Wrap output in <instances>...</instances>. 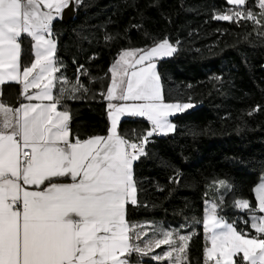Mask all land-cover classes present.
Masks as SVG:
<instances>
[{
    "label": "snow or ice",
    "instance_id": "6c2138e0",
    "mask_svg": "<svg viewBox=\"0 0 264 264\" xmlns=\"http://www.w3.org/2000/svg\"><path fill=\"white\" fill-rule=\"evenodd\" d=\"M226 2L233 7L215 14V20L260 24L264 19V0L258 2L259 14L247 9V0ZM67 7L69 0H0V85L20 84L28 101L12 107L0 100V264H130L122 257L147 255L161 245L175 247L152 259H172L175 253L173 264H185L191 235L154 229L162 238L154 236L141 246L133 241L147 233L126 219L127 206L140 203L134 162L146 154L150 137L174 130L169 117L193 107L191 102L166 103L161 89L155 59L171 56L176 48L165 39L150 49L122 50L109 69L112 83L101 93L108 101V135L72 142L71 115L58 106L66 93L77 99L73 93L84 86L77 78L66 88L67 78L55 76L60 68L51 39L55 14ZM24 34L34 41L30 66L21 63ZM82 68L78 72L84 75ZM57 82L61 87L54 91ZM125 116L150 123L139 143L118 133ZM219 183L225 189L220 204L205 208L204 227L211 232L205 264H239L233 260L239 253L248 264H264V216L255 214L264 213V182L255 189L257 208L248 200L235 202L248 210L251 227L260 234L251 238L217 215L231 191L226 182Z\"/></svg>",
    "mask_w": 264,
    "mask_h": 264
},
{
    "label": "trees",
    "instance_id": "16d2710c",
    "mask_svg": "<svg viewBox=\"0 0 264 264\" xmlns=\"http://www.w3.org/2000/svg\"><path fill=\"white\" fill-rule=\"evenodd\" d=\"M230 7L226 0H79L69 23H52L56 76L68 77L64 87L70 89L76 84L71 75L80 66L85 73L79 72L84 87L73 93L78 98L66 93L58 107L71 115L72 141L107 134V101L101 93L122 50L148 49L165 39L176 48L157 61L165 102L197 106L173 115V132L150 139L146 154L134 162L140 203L127 206L126 219L184 225L190 219L184 228L191 235L185 264H205L202 216L208 204H220L219 181L231 191L217 215L247 238L260 235L251 228L248 210L235 202L248 200L255 209L253 189L264 181V19L260 24L214 19ZM246 7L261 11L257 0H247ZM21 41V63L29 66L32 41L26 35ZM60 87L57 82L55 91ZM1 91L5 104L18 105L17 84H4ZM148 129L138 117L118 125V133L130 141ZM234 261L244 264L239 254Z\"/></svg>",
    "mask_w": 264,
    "mask_h": 264
},
{
    "label": "crops",
    "instance_id": "0c3cea01",
    "mask_svg": "<svg viewBox=\"0 0 264 264\" xmlns=\"http://www.w3.org/2000/svg\"><path fill=\"white\" fill-rule=\"evenodd\" d=\"M72 1L74 2V5L77 3V0H72ZM257 2H259V0H257ZM44 11H48V9H44ZM60 14H61V12L58 13V14H55V19L54 20L59 19L60 18ZM24 35H26V34H24ZM51 39H52V37H51ZM31 41H32V45H33L34 44V41L32 39H31ZM152 47H150V48H152ZM150 48H148V49H150ZM127 50H139V49H127ZM118 57H119V55H118ZM118 57L116 58V60L118 59ZM166 57H169V56H163V57L156 58L155 59L156 65H157V61L158 60H161V59L166 58ZM34 59H35V55H34V49L32 47V62L34 61ZM114 62L112 63V65L114 64ZM111 66L109 67V69L111 68ZM137 67H139V66H137ZM109 74H110V81H109L108 87L112 83V74H111L110 71H109ZM55 76H56V73H55ZM4 84H16V83H14V82H5ZM3 85H0V91L2 90V86ZM17 85L19 87V97H18V105L16 107H18L20 103H27L28 102L26 100H23V98L21 96V85L20 84H17ZM108 87H107V89H108ZM107 89H106L105 94L107 93ZM36 91H38V90L37 89H30L29 90L30 93H35ZM54 91H55V89H54ZM0 100H2L1 99V96H0ZM33 103H37V101H33ZM45 103H47V101H45ZM113 103H125V102H123V101H113ZM107 105H108V101H107ZM58 110H59V108H58ZM179 113H183V112H178L176 114H179ZM171 117H169V120H170ZM124 118H130V117L125 116V117H122L121 120L124 119ZM138 118H141V117H138ZM141 119H143V118H141ZM108 120H109V118H108ZM143 120L147 122L148 127L150 129L151 128L150 123L147 120H145V119H143ZM109 127H110V120H109ZM108 130H109V128H108ZM172 132L173 131H170L167 134H170ZM107 135H108V132H107L106 135H94V136H90V137H87V138L82 139V140H86V139H89V138H92V137H95V136H107ZM160 135L163 136L164 134H160ZM69 139H70V136H69ZM72 142H75V140L72 141ZM131 142H133V141H131ZM62 179L65 180L66 182H70V180H68L67 178H62ZM262 182H264V181H262ZM262 182L258 183L254 187V189H253V197H254V200H255V208H257V206H258L257 194L255 192V189ZM255 214L258 215V216H264V213L256 212ZM204 218H205V211H204V214L202 216V234H203V244H204V254H205V248L206 247L207 248H210L211 247V241L206 238V237H208V236L211 235V232L209 231V232L206 233L205 227H204ZM251 223H252V221H251V218H250V225H251ZM133 224L143 226L142 228H138L137 231H141L143 233H147V235L142 236L141 240H134L133 241V243L141 244V246H143V242L144 241H147L149 239H152L154 236H158L159 237V234L156 233V232H154V229H163V230H167V231H175V230H178L181 234H185L184 233V228L181 227L182 225H184V223L183 222H179V221L177 223H174V222H170V221L164 220V219H149V220H142L140 222L133 223ZM159 238H162V237H159ZM177 243H179V242L177 241ZM170 247H175V245H172V246H169V245H161L160 248H155L152 252H149L147 255H141L139 253L133 252L130 255H127L126 257H122V258H126V259L130 260V264H144V263H142V261H144V260L153 262V264H173V260H174L175 255H176L175 253L173 254V258L172 259H162V260L152 259V257L155 256V255H163L166 251L170 250ZM239 255H241L242 258H243V253H239ZM233 260H234V257H233ZM243 261H244V264H248V262L245 261L244 258H243ZM209 264H214V261H209Z\"/></svg>",
    "mask_w": 264,
    "mask_h": 264
},
{
    "label": "water",
    "instance_id": "95a60500",
    "mask_svg": "<svg viewBox=\"0 0 264 264\" xmlns=\"http://www.w3.org/2000/svg\"><path fill=\"white\" fill-rule=\"evenodd\" d=\"M74 14H75L74 2L72 0H69V7L64 8L61 11L59 20L62 23L67 24L73 18Z\"/></svg>",
    "mask_w": 264,
    "mask_h": 264
},
{
    "label": "rangeland",
    "instance_id": "374dc122",
    "mask_svg": "<svg viewBox=\"0 0 264 264\" xmlns=\"http://www.w3.org/2000/svg\"><path fill=\"white\" fill-rule=\"evenodd\" d=\"M193 104V103H192ZM197 105L196 104H193V107L192 108H190V109H187V110H185L184 112H186V111H189V110H192L193 108H195ZM219 182H221V181H219ZM220 184V183H219ZM227 184V183H226ZM218 189H219V196H220V194L222 193V192H224L225 191V189L224 188H222L220 185H218ZM185 223H186V225L188 224V223H190V219L189 220H186V219H184L183 220Z\"/></svg>",
    "mask_w": 264,
    "mask_h": 264
},
{
    "label": "built area",
    "instance_id": "2783aa9c",
    "mask_svg": "<svg viewBox=\"0 0 264 264\" xmlns=\"http://www.w3.org/2000/svg\"><path fill=\"white\" fill-rule=\"evenodd\" d=\"M79 76H80V73L78 71L71 75V79L73 80L74 83H76L77 78H79ZM66 78H67V80H69L68 77H66ZM154 136H156V135H154ZM154 136L153 137H150L149 140L152 139V138H154ZM133 142L139 143L140 140H135Z\"/></svg>",
    "mask_w": 264,
    "mask_h": 264
},
{
    "label": "bare ground",
    "instance_id": "6f19581e",
    "mask_svg": "<svg viewBox=\"0 0 264 264\" xmlns=\"http://www.w3.org/2000/svg\"><path fill=\"white\" fill-rule=\"evenodd\" d=\"M160 135H156V136H154V138H157V137H159Z\"/></svg>",
    "mask_w": 264,
    "mask_h": 264
}]
</instances>
